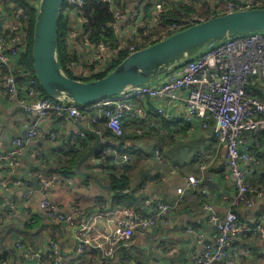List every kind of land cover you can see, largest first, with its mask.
<instances>
[{"label":"built area","instance_id":"2783aa9c","mask_svg":"<svg viewBox=\"0 0 264 264\" xmlns=\"http://www.w3.org/2000/svg\"><path fill=\"white\" fill-rule=\"evenodd\" d=\"M27 1L37 5V0ZM101 1L111 3L118 21L126 20V13L117 10L113 0ZM182 1L192 2L193 0ZM210 1L217 5L221 2V0ZM65 2L76 7L75 11L78 10L80 16L84 5L83 0H65ZM0 6H9L11 9L12 0H0ZM263 7L264 0H228L225 8L217 6L213 8L211 17ZM163 10V4L156 3L155 19L157 21H161ZM26 12L27 10L23 7L13 9L7 27L9 29L7 31H10L9 36L5 37L0 33V68L3 70L2 67H4L7 70L6 74L0 75V79L5 89V96L19 101L23 110L35 115L36 120L27 127L25 138L15 137L7 151L0 150L1 166L13 169L18 165V158L24 153L25 147L42 134L43 122L53 112L63 120H80L88 114L91 117V111L98 109L116 137L125 134L124 127L127 122L135 127L137 133L142 134L138 125L149 122V114L162 116L172 122L180 120L184 125L201 127L203 130L210 129L213 122V133L219 146L224 147L226 152V172L223 176L233 179L236 186V191L229 197L232 207L250 208L257 202L264 201V188L253 191L250 187L252 166L259 163V160L255 159L253 151L248 146V141L258 143L257 140L264 133V32L227 40L173 69L153 83L129 88L119 97L107 98L94 105L81 107L71 102L62 103L44 97L36 74L25 71L22 76L24 85L14 74L15 62L27 49L25 39L21 37V31L27 27ZM131 16L128 24L131 31L145 26V16L141 9L132 12ZM206 20L208 19L199 14H192L177 23H170L160 34L151 39L141 38L138 47L129 46V54ZM81 21L84 22V20ZM162 37L164 38L161 40ZM8 38L11 39L8 40ZM121 44L124 47L125 43ZM107 55L112 56L105 46L96 48L88 55V66L82 67L78 77H91L106 71L107 65L98 67L95 64L104 61ZM91 65L96 69H89ZM149 98L154 100L153 110L138 103ZM88 120L89 124H96L99 119L95 116ZM244 131H251L253 139L241 137ZM81 136L84 135L81 134ZM56 137L52 135L53 139ZM107 142L102 138L101 145L107 146ZM155 157L162 163L160 148L155 150ZM122 158L128 159L123 154L115 152L116 161ZM187 180L194 186L200 183L194 176L188 177ZM15 186L26 190L24 198L29 199L35 194L28 181L16 180ZM177 191L182 195L184 189L179 188ZM99 201H96L95 205ZM39 207L49 221L57 224L73 225L77 218L83 215L78 205L73 208V214L64 213L51 199L49 190L46 189L42 190ZM144 208L145 211L141 213L132 208L122 207L118 212V220L107 218V214L97 211L92 218L81 223L75 264L86 255L88 249L98 251L103 257L111 260V264H116L119 248L122 245L129 248L136 233L144 236L148 229L160 224L164 227L171 224L173 208L171 205L157 200H145ZM4 221L5 217L0 214V222ZM212 221L217 224L219 234L214 237L212 244L202 248L196 260L197 264H223L226 261H232L236 254L247 253L248 249L238 245L245 234L256 235L264 241V214L250 227L241 224L237 215L231 210L226 213L223 221L217 217H213ZM105 222L111 228L110 233L104 232L99 227V224ZM203 237L204 235H199L200 244L204 243ZM16 246L22 248L21 244ZM33 254L35 253H32V257H36ZM47 257L50 260L53 259L55 264L61 263L62 252L56 239L50 243ZM126 257H130L128 251Z\"/></svg>","mask_w":264,"mask_h":264},{"label":"crops","instance_id":"0c3cea01","mask_svg":"<svg viewBox=\"0 0 264 264\" xmlns=\"http://www.w3.org/2000/svg\"><path fill=\"white\" fill-rule=\"evenodd\" d=\"M198 3H201V0ZM12 5L11 14L13 9L23 7L13 0ZM37 6L38 3L34 5L35 9ZM137 9L143 10L142 6L139 8L133 5L125 14V21L117 20L115 26L119 38L126 39L131 35L132 29L128 24L133 16L131 13ZM69 12L66 11L76 24L70 33L71 51L77 52L79 56L77 64L71 65V70L78 77L82 67L88 66L90 52L81 41L79 30L82 28V21L80 17ZM11 14L7 13L9 17ZM0 24L7 29L9 18L2 15ZM5 32L7 31L5 30ZM24 39L26 43L27 37ZM140 39L141 37L138 36V42ZM109 57L107 55L104 61L98 62V67L107 65ZM2 74L3 70L0 68V75ZM4 92L5 89L0 79L1 151H7L10 148L13 138H25L27 127L36 120L35 115L26 113L19 101L8 98ZM138 103L153 110L149 99L141 100ZM90 114L91 117L88 114L80 120L70 119L66 122L56 113H51L43 122L42 134L28 144L22 156L18 158V165L13 169L0 165V214L5 217V221L0 222V264H48L44 261L48 262L45 258H47L50 243L55 239L62 252L60 264H75L80 224L86 222L94 210L101 213L106 211L107 218L119 219L120 207L116 206L114 211L109 212L110 195L93 181L77 173L79 162L95 143V140L86 136L78 126L81 125L85 129L97 133L100 137L103 136V133L97 130V127H101V122L89 124L88 120L98 116L99 122L102 120L101 113L98 112V109H93ZM157 116L150 114L148 120L151 124L154 123L155 118H158ZM124 130L127 138L122 147L131 154V157L122 165L131 168V191L137 192L133 194L134 200L131 202L129 198L122 200L123 205L142 210V201L151 198L164 201L173 208L171 224L168 227L160 224L148 229L144 236L136 233L131 246L123 250L128 251L130 255L141 250L145 257V264H197L196 260L200 251L207 244H212L213 237L218 232L217 224L212 221L213 217L224 219L226 213L232 209L229 197L236 189L234 180L223 176L225 149L218 145L212 127L208 130H203L201 127H190L186 130L188 134L178 133L180 132L179 128H176V134L171 129V134H175L174 140L160 138L170 135V132L168 133V130L164 129L160 132L158 142H154L153 136L149 138L152 139L150 141L147 138L135 139L134 130L127 124H125ZM52 135H56V139H53ZM156 143L162 145L160 150H164V165L155 162L154 147ZM72 151H80L79 157L72 163L71 169L73 170L66 174L61 167L70 157ZM204 152L210 153L211 157L202 163L196 157ZM173 166L178 169L175 175L170 173ZM81 170L99 176L105 185L108 184L104 181L108 182L109 175L113 172L111 170L110 173L99 171L98 161L94 157L85 162ZM192 176L200 181L195 187L187 180ZM164 177L165 182H162ZM21 179L30 182L35 191V194L29 199L24 198L26 190L15 186L16 180ZM204 179L212 180L218 189L210 191L204 184ZM34 182L41 185L40 191L35 190ZM179 188L184 189L182 195L177 191ZM44 189L49 190L51 199L59 205L64 213L73 214V208L78 205L83 215L79 216L73 225L49 221L39 207L41 193ZM98 200L100 201L95 205ZM205 205L207 209L204 208ZM236 213L243 225L250 227L264 214V201H259L250 208L240 207ZM99 227L104 232L110 233L111 228L107 222L99 224ZM201 234L204 235L203 244H200L199 235ZM243 243L249 249L248 252L236 254L232 261H226L223 264H264V241L248 236L243 239ZM17 244H21L22 248H18ZM29 250L35 253L33 255L36 257H32ZM118 254L126 257L127 252L122 253L119 249ZM91 256L92 251L88 249L86 255L77 264H84ZM99 263L111 264L112 261L104 259Z\"/></svg>","mask_w":264,"mask_h":264},{"label":"trees","instance_id":"16d2710c","mask_svg":"<svg viewBox=\"0 0 264 264\" xmlns=\"http://www.w3.org/2000/svg\"><path fill=\"white\" fill-rule=\"evenodd\" d=\"M13 1H15V3H17L18 5L23 6L27 10L26 14L28 15V21L26 25L27 27L26 29L24 27V29L21 31L22 39L27 37L26 43L28 45V48L26 49L25 53H23L19 57V59L15 62L14 69H13L14 70L13 72L16 75V77H18V80H20L21 83L23 82V85H24V81H23L24 79L22 78V76L24 75L25 71L35 74L34 67H33L32 41H33V32H34V25H35L37 9H35L34 5L28 2L27 0H13ZM227 1L228 0H221L219 5H217L215 2H211L210 0H201V3H198L199 0H193L192 2H184L182 0H113V4L115 8L126 14H127V11H129V8L133 5L139 8L140 6H142L144 10L143 11L141 9L145 16V26L143 28L134 29L132 31V34L128 36L126 39L119 38V35L116 31V26H115L117 19L115 17V13L112 9V5L110 2H102L101 0H83L84 5L81 9L80 16H79V11L77 10L78 14L75 11L76 7H74L73 5H69L68 2H65L63 10L61 12L59 24H58V60L65 74L71 78H75L81 81H89V80L103 78L111 70L115 69L118 65H120L130 55L128 51L129 46L131 45H136L137 47L139 46V43L137 40L138 36L141 38L151 39L153 36L160 34L163 31V29L170 23H177L181 21L184 17L190 16L192 14H197L199 12H202L203 15L208 16L206 17L207 19H210L211 18L210 13L212 9L215 8L216 6L219 8H225ZM38 2L39 0H37V3ZM156 3L163 4L164 10L162 13L161 21H157L155 19ZM262 9H264V7ZM66 11H70L69 13H75L77 14L76 15L77 17L79 16L81 20H84V22H82V28L81 30H79V34L81 35V38H82L81 41L83 42V44H86L87 48L89 49V52H90L89 54L93 53V51L96 48H100L101 46H105L109 50V52L112 54V56L109 58V61L107 63L106 71L100 72L99 74L93 75L91 77H86V78H79L75 76V74L71 70V65L77 62V59L79 56L77 52L71 51L72 44L70 41V33L71 31H73L72 29L74 28V26H76V24H75V20L70 15H68ZM7 13L11 14V9L9 8V6L5 8L0 6V19L2 15L4 17L9 18ZM5 30L7 31L9 29L3 28L0 24V33L4 35L5 37L7 35L9 36L10 31L5 32ZM12 37L13 35L11 36V38ZM164 37H162L161 40ZM11 38H8V40H10ZM121 43H125L124 47L122 46ZM97 64L98 62H96L95 66H99ZM2 68H3V74L4 73L6 74L7 70L4 67ZM89 69L95 70L96 67L91 65ZM39 87L43 93V96L51 99V97H49L45 93V91L42 89L40 83H39ZM149 100H150V104L153 105L154 100L150 98ZM149 117H150V114L148 115V118ZM157 117L158 118H155L153 124H151L150 120L149 122L144 123L142 125L137 124L138 128H141L142 134L137 133L135 127L131 126L128 122L126 124L128 126L130 125L131 127L130 126L129 127L134 130L133 136L135 139L137 140L145 139V138L149 139L151 136H153L155 139L154 142H158L160 140L159 139L160 134H161L160 132L164 131V129L168 130V133L170 132L171 136L166 135L160 138L161 139L172 138V140H174L175 134L174 135L171 134V129L173 130V133H176L177 132L176 128H179L180 132L178 133L188 134L186 130L193 126V125H184V123L180 120L172 122L162 116H157ZM69 120L70 119L65 120V121L68 122ZM98 123L101 124V127L100 128L97 127V130L103 133V136L101 137V141H102V138L106 139L108 141L107 142L108 145L107 146L101 145L99 147V150L95 153L93 157L98 161L99 168H100L99 171H101L102 173L103 171H106L108 173L113 171L109 175V178H110L109 181L108 182L104 181V182L107 183L108 185H111L115 190V193H116L115 207L116 206L120 208L128 207L127 205H123L122 200L129 198V201L131 202L132 200H134L133 194H136L137 192L136 191L134 193L133 191H131V174H130L131 168L126 167V166L124 167L122 165L128 159L122 158L120 159V161L115 160V152L121 153L128 158L131 157V154L127 152L126 150H124L123 149L124 147H122V144H124L127 137L125 134L121 137H116L114 133L108 128L107 120L104 118V116H102V120H100ZM212 125H213V122L211 123L210 127H212ZM99 129H101L102 131H100ZM241 137L253 139L254 136L252 135L251 131H244ZM150 140L152 139H149V141ZM257 141L258 143H255L254 141H248V146L253 151L255 159L259 160V163L254 164L252 166V171L250 174L251 175V179L249 180L250 187L253 191H255L256 189L264 188V133L261 135V137ZM161 147H162L161 144L156 143L154 149L156 150ZM160 151L162 155V163H160L154 156L155 162L159 165H164L165 164L164 150H160ZM79 153L80 151L79 152L72 151L70 153V157L64 162L61 169L66 174L69 173V171L73 170L71 169L72 163L78 160ZM154 154H155V151H154ZM81 155L83 156V153H81ZM210 157H211L210 153L204 152V153L197 155L196 158L200 162L205 163ZM69 163L70 165H68ZM225 163H226V159L224 160V167H225ZM204 167L205 166L203 164V168ZM172 168L170 170V173L172 175H175L178 169L174 166ZM120 169H122V171H120ZM225 172H226V168H225L224 173ZM97 177L99 178V176ZM197 180L199 181V179ZM162 182H165V177L163 178ZM235 189H236V186H235ZM146 200H154V199L147 198ZM157 201L162 202V203L164 202L161 200H157ZM144 202L145 201H142V207H143L142 210H137V209H134V210L144 212L145 211ZM177 203H180V202H177ZM128 205L130 206V204ZM240 207L241 206L232 207L231 211L237 215L239 222L243 224L242 221L239 219V215L236 213V211L240 209ZM204 208L207 209V206L205 205ZM93 212H97V210H94ZM220 220L223 221L224 219H220ZM218 234L219 232H217L216 235ZM248 236L259 239L258 236L256 235L245 234L241 237L238 243L240 247H244L248 249L246 244L243 243V239ZM214 237H213V240H214ZM131 242H133V240ZM28 249H29V246H28ZM119 249L121 250L122 253L127 252L126 250H123V249H126L124 245H122ZM124 256L122 254L119 255L117 253L116 264H145L146 262L144 254L142 253L141 250H137L135 254L130 255L129 258L124 257ZM103 258H104L103 255L100 254L98 251H92L91 258L89 257L86 260L87 262H84V264H100L99 263L100 261L103 262L104 259H108V258H104V259ZM45 259H47L48 262L47 261H44V262L48 264H55V261L53 259L50 260L49 257Z\"/></svg>","mask_w":264,"mask_h":264},{"label":"water","instance_id":"95a60500","mask_svg":"<svg viewBox=\"0 0 264 264\" xmlns=\"http://www.w3.org/2000/svg\"><path fill=\"white\" fill-rule=\"evenodd\" d=\"M64 4L65 0L38 2L32 41L33 67L42 89L49 97L81 107L94 105L107 98L119 97L129 88L153 83L227 40L264 32V9L213 15L202 23L130 54L103 78L81 81L67 76L58 60V24ZM78 127L86 136L93 138L95 143L79 162L77 173L92 180L110 195L109 212H112L116 200L113 187L105 185L94 174L81 170L82 165L99 150L101 137L81 125ZM33 184L37 192L41 190L40 184ZM204 184L210 191L218 189L216 183L210 179H204ZM93 213L88 216L87 221Z\"/></svg>","mask_w":264,"mask_h":264},{"label":"rangeland","instance_id":"374dc122","mask_svg":"<svg viewBox=\"0 0 264 264\" xmlns=\"http://www.w3.org/2000/svg\"><path fill=\"white\" fill-rule=\"evenodd\" d=\"M197 14H199V15H201L202 17H205V18L208 17V16L203 15L202 12H199V13H197ZM75 64H77V63H75ZM73 65H74V64H73Z\"/></svg>","mask_w":264,"mask_h":264}]
</instances>
